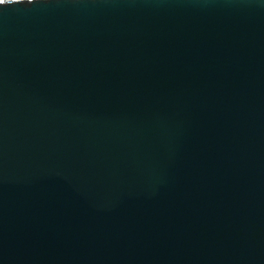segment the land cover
<instances>
[{"label": "water", "instance_id": "obj_1", "mask_svg": "<svg viewBox=\"0 0 264 264\" xmlns=\"http://www.w3.org/2000/svg\"><path fill=\"white\" fill-rule=\"evenodd\" d=\"M0 264H264V0L0 3Z\"/></svg>", "mask_w": 264, "mask_h": 264}, {"label": "snow or ice", "instance_id": "obj_2", "mask_svg": "<svg viewBox=\"0 0 264 264\" xmlns=\"http://www.w3.org/2000/svg\"><path fill=\"white\" fill-rule=\"evenodd\" d=\"M4 2V0H0V3H3Z\"/></svg>", "mask_w": 264, "mask_h": 264}]
</instances>
